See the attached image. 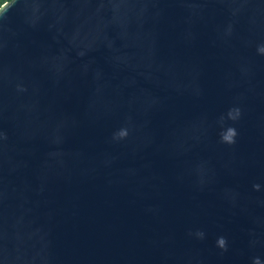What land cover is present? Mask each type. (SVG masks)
<instances>
[{"label":"water","instance_id":"95a60500","mask_svg":"<svg viewBox=\"0 0 264 264\" xmlns=\"http://www.w3.org/2000/svg\"><path fill=\"white\" fill-rule=\"evenodd\" d=\"M0 264H264V0L1 4Z\"/></svg>","mask_w":264,"mask_h":264},{"label":"trees","instance_id":"16d2710c","mask_svg":"<svg viewBox=\"0 0 264 264\" xmlns=\"http://www.w3.org/2000/svg\"><path fill=\"white\" fill-rule=\"evenodd\" d=\"M6 1H8V0H0V5L3 4Z\"/></svg>","mask_w":264,"mask_h":264}]
</instances>
